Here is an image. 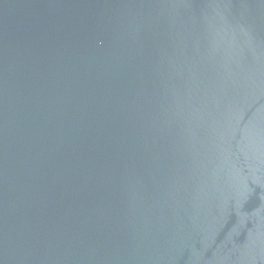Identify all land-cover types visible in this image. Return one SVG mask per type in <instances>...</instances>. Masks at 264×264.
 I'll use <instances>...</instances> for the list:
<instances>
[{"label": "water", "instance_id": "95a60500", "mask_svg": "<svg viewBox=\"0 0 264 264\" xmlns=\"http://www.w3.org/2000/svg\"><path fill=\"white\" fill-rule=\"evenodd\" d=\"M0 264H264V0H0Z\"/></svg>", "mask_w": 264, "mask_h": 264}]
</instances>
